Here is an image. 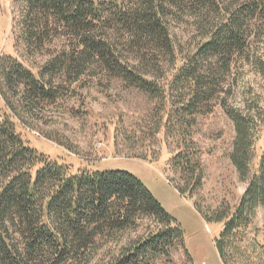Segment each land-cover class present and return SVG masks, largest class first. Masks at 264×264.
<instances>
[{"label":"trees","instance_id":"1","mask_svg":"<svg viewBox=\"0 0 264 264\" xmlns=\"http://www.w3.org/2000/svg\"><path fill=\"white\" fill-rule=\"evenodd\" d=\"M18 1L16 47L48 58L37 73L18 57L0 58V94L13 117L39 119L70 87L98 71L144 93L155 108L140 119V139L154 141L163 129L172 141L167 179L195 200L207 223L223 225L215 241L222 262L264 264V241L252 250L246 246V230L264 207V152L255 162L264 112L222 97L238 61L264 77V59L252 54L251 45L264 23V0ZM175 11L194 14L203 37L179 67L169 24ZM57 40L64 45L53 54ZM168 65H174L171 74ZM216 102L234 123L230 159L247 188L236 206L222 202L214 208L197 198L205 167L193 129ZM133 134L122 133L126 141ZM154 146L134 157L156 160ZM127 236L107 264H171L175 253L186 250L181 224L136 175H73L30 147L10 117L0 120V264H89L106 243Z\"/></svg>","mask_w":264,"mask_h":264},{"label":"rangeland","instance_id":"2","mask_svg":"<svg viewBox=\"0 0 264 264\" xmlns=\"http://www.w3.org/2000/svg\"><path fill=\"white\" fill-rule=\"evenodd\" d=\"M187 12L175 11L169 20L176 46V67L203 41L194 14ZM20 13L18 0H0V58L4 55L18 57L37 73L48 57L29 56L23 48L16 47L15 29ZM262 24L255 31L251 45L252 54L264 59ZM63 45V41H55L51 47L53 54ZM173 68L174 65L167 66L168 74L174 72ZM95 74L83 77L70 87L58 104L40 112L39 119L25 122L13 117L0 94V120L10 117L30 147L66 165L73 175L83 170H124L141 179L185 232L186 250L175 253L171 264H224L215 242L223 225L207 223L195 208V200L182 196L167 179L168 161L175 150L172 141L165 137L163 129L154 141L140 139L143 138L138 127L140 119L153 111L155 102L117 78L99 71ZM223 88L222 97L231 105L254 113L264 112V77L247 61L237 62L234 75H229ZM121 127L123 129L119 130ZM125 131L136 133L132 135L134 139L126 141L122 135ZM235 138L234 123L220 103H213L210 113L198 117L193 139L202 150L205 179L197 198L206 206L215 208L222 202L236 206L246 191L247 184L240 181L230 159ZM151 144L155 145L151 149L156 153V160L134 157L147 151ZM263 152L264 123L256 145V163ZM246 234L249 250L256 241L263 243L264 207L257 210ZM128 237L106 243L89 264L110 262L119 255Z\"/></svg>","mask_w":264,"mask_h":264}]
</instances>
